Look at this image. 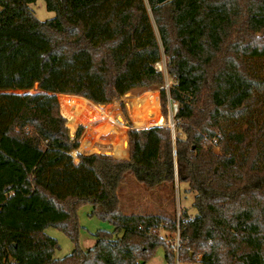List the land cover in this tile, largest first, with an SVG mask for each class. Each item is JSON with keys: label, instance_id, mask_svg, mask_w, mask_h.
I'll return each mask as SVG.
<instances>
[{"label": "trees", "instance_id": "obj_1", "mask_svg": "<svg viewBox=\"0 0 264 264\" xmlns=\"http://www.w3.org/2000/svg\"><path fill=\"white\" fill-rule=\"evenodd\" d=\"M34 1L0 0V264H145L165 245L160 230L177 221L122 213L118 189L129 175L146 188L177 180L193 194L195 213L178 222L182 262L264 264V126L220 124L257 104L249 58L264 57V0H44L55 13L46 20ZM162 55L166 74L155 67ZM166 78L160 102L164 115L168 98L177 103L174 132L129 129L127 159L50 161L49 147L76 150L82 130L69 135L57 94L105 105ZM87 201L113 232L55 258L45 229L76 242L75 209ZM165 258L173 263L166 245Z\"/></svg>", "mask_w": 264, "mask_h": 264}, {"label": "rangeland", "instance_id": "obj_2", "mask_svg": "<svg viewBox=\"0 0 264 264\" xmlns=\"http://www.w3.org/2000/svg\"><path fill=\"white\" fill-rule=\"evenodd\" d=\"M34 15L39 20L54 17L53 11H48L44 0H35L29 4ZM250 68L255 72L259 89L257 91V104L241 118H225L221 121V127L227 132L230 129L239 132L246 127L255 126L259 129L264 126V57L249 58ZM155 67L166 74V60L162 55ZM171 80L166 78L164 86H147L131 89L105 106L91 105L93 102L72 94H57L60 110L67 118L69 135L75 136L79 127L82 128L78 138L79 146L76 150L61 153L56 147H49L47 154L50 161L63 157L72 164H77L78 154H106L115 159H127L129 156L128 130L131 128H147L152 125L168 126L174 132V121L170 98L166 105L167 115L163 114L160 102L162 88L167 90ZM30 91H33L30 90ZM21 93L22 91H15ZM102 105V104H101ZM174 137V136H173ZM124 141V152H113L116 144ZM174 140V139H173ZM263 145L260 150L264 152V134L259 138ZM122 146V145H121ZM235 147V146H234ZM212 151L220 153L218 145L213 146ZM55 160H54V159ZM119 209L124 214H160L166 218H174L177 226L174 231L161 229L160 234L165 240H173L179 231V219L183 212L192 215L195 209L192 206L193 194L188 192L187 185L175 180L174 187L158 185L146 188L138 183L131 175L120 185L118 189ZM75 217L78 224L77 241L73 242L63 231L56 227H47L45 233L55 238L58 248L54 251L55 258H61L72 251L77 245L85 250L95 242L94 233L99 230L113 232V225L107 220L100 219L93 213L91 202H84L75 209ZM180 233V232H179ZM165 245L160 244L152 257L145 264H170L165 258ZM168 247V246H167ZM169 248V247H168ZM199 258V256H197ZM175 260H173L174 264ZM186 264H199L190 262Z\"/></svg>", "mask_w": 264, "mask_h": 264}, {"label": "built area", "instance_id": "obj_3", "mask_svg": "<svg viewBox=\"0 0 264 264\" xmlns=\"http://www.w3.org/2000/svg\"><path fill=\"white\" fill-rule=\"evenodd\" d=\"M170 101H171L172 113L174 116L177 110V103L174 100H170ZM172 128H173V124H172ZM173 154L175 155V148L173 149ZM165 242L167 246L170 248L171 252L173 253V257L175 260L174 264H186L179 259V250H180V246L182 242L179 231L176 232V236L173 240L168 239V240H165Z\"/></svg>", "mask_w": 264, "mask_h": 264}, {"label": "crops", "instance_id": "obj_4", "mask_svg": "<svg viewBox=\"0 0 264 264\" xmlns=\"http://www.w3.org/2000/svg\"><path fill=\"white\" fill-rule=\"evenodd\" d=\"M91 105H97V106H105L104 104H96V103H92ZM122 145V146H121ZM124 148H125V146H124V141H123V139L121 140V144H116V145H114V147H113V152L114 153H119V154H122L123 152H124Z\"/></svg>", "mask_w": 264, "mask_h": 264}, {"label": "water", "instance_id": "obj_5", "mask_svg": "<svg viewBox=\"0 0 264 264\" xmlns=\"http://www.w3.org/2000/svg\"><path fill=\"white\" fill-rule=\"evenodd\" d=\"M156 1H157L158 4H160V3H163V2H165L167 0H156Z\"/></svg>", "mask_w": 264, "mask_h": 264}]
</instances>
